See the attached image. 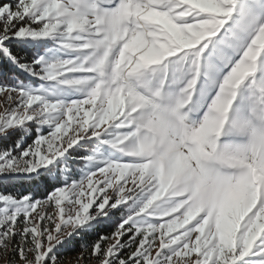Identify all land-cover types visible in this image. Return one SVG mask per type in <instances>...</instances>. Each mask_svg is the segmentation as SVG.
Here are the masks:
<instances>
[{"label":"snow or ice","instance_id":"snow-or-ice-1","mask_svg":"<svg viewBox=\"0 0 264 264\" xmlns=\"http://www.w3.org/2000/svg\"><path fill=\"white\" fill-rule=\"evenodd\" d=\"M0 264H264V0H0Z\"/></svg>","mask_w":264,"mask_h":264}]
</instances>
